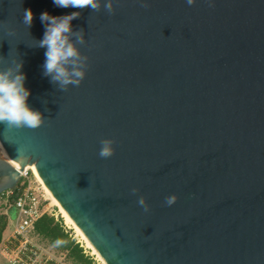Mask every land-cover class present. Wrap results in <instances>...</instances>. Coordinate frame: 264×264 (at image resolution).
<instances>
[{"label": "water", "instance_id": "1", "mask_svg": "<svg viewBox=\"0 0 264 264\" xmlns=\"http://www.w3.org/2000/svg\"><path fill=\"white\" fill-rule=\"evenodd\" d=\"M143 2L0 0V68L23 62L46 118L0 124V198L36 164L105 264H264V0ZM43 12H80L89 67L67 91L43 75Z\"/></svg>", "mask_w": 264, "mask_h": 264}, {"label": "clouds", "instance_id": "2", "mask_svg": "<svg viewBox=\"0 0 264 264\" xmlns=\"http://www.w3.org/2000/svg\"><path fill=\"white\" fill-rule=\"evenodd\" d=\"M194 2L195 0H187L189 5ZM53 3L60 8H90L93 12H99L103 6L107 13L114 12L113 0H53ZM141 6L148 7L143 0ZM79 16L80 12L63 16H52L48 12H43L40 15L45 32L43 38L37 41V47L46 48L43 75L50 77V82L57 85L60 91H67L69 86H79L89 67V57L83 55L78 47L86 43L84 30L73 31L71 24V21ZM22 22L26 27H31L33 23L31 9L23 11ZM9 34H13L11 30ZM2 62L0 60V63ZM22 67L23 62L19 60L13 61L6 69L0 68V124L15 129H37L44 125L46 118L40 111L28 105L31 93L25 87L26 75L21 71ZM114 143L112 139H102L98 155L103 159L112 157L115 154ZM138 191L137 188L131 189L133 194ZM177 199L176 195H171L165 198V202L171 206ZM138 204L143 207L144 212L150 211L145 197L140 196Z\"/></svg>", "mask_w": 264, "mask_h": 264}, {"label": "built area", "instance_id": "3", "mask_svg": "<svg viewBox=\"0 0 264 264\" xmlns=\"http://www.w3.org/2000/svg\"><path fill=\"white\" fill-rule=\"evenodd\" d=\"M15 190L18 192L13 207L15 214L10 215V195ZM2 199L0 213H8L10 226L14 223L11 231L3 235L0 243L1 254L9 264H73L68 260L66 251H58L53 246L46 245L36 231V222L43 215H58L54 213L52 199L44 182L37 178L30 166L22 172L17 187L4 193L0 200ZM64 227L84 247L79 235L74 234V229L68 224ZM85 252L88 254L86 248Z\"/></svg>", "mask_w": 264, "mask_h": 264}, {"label": "trees", "instance_id": "4", "mask_svg": "<svg viewBox=\"0 0 264 264\" xmlns=\"http://www.w3.org/2000/svg\"><path fill=\"white\" fill-rule=\"evenodd\" d=\"M17 190L10 195V210H13L17 199ZM6 194V193H5ZM8 215H0V243L7 227ZM36 231L42 242L53 246L58 251H66L68 260L73 264H98L92 255L85 252V248L65 230L62 219L54 215L45 214L36 222Z\"/></svg>", "mask_w": 264, "mask_h": 264}, {"label": "rangeland", "instance_id": "5", "mask_svg": "<svg viewBox=\"0 0 264 264\" xmlns=\"http://www.w3.org/2000/svg\"><path fill=\"white\" fill-rule=\"evenodd\" d=\"M6 198V195H4V199ZM52 199V198H51ZM1 201H3V199L2 200H0V205H1ZM51 203H52V205H53V208H54V213L55 214H57L58 216H55L57 219H62L63 220V225H66V224H68V225H70L74 230H73V232H74V234L75 233H77V231H76V229L74 228V226L73 225H71V224H69V223H67V221H66V218L64 217V215H63V213L61 212V210H60V207L58 206V205H56L55 203H54V201L52 200L51 201ZM1 207V206H0ZM8 211V210H7ZM8 213H10V215L13 213V211H12V213H11V210H10V208H9V211H8ZM8 213H7V215H8ZM0 215H2V213H0ZM8 222H10V219H9V215H8ZM7 222V227H6V229H5V231H4V234H8L10 231H11V229H12V227H13V224L14 223H11V226H10V224ZM3 234V235H4ZM78 234V233H77ZM79 235V234H78ZM79 237L82 239V242H83V244H84V247L87 249V252H88V254L89 255H92L93 257H94V259L97 261V263L98 264H105L104 263V261L102 260V258L101 257H99V255L98 254H96V253H94V251H93V249L92 248H90V247H88L87 246V243L85 242V240L81 237V235H79ZM0 264H9V263H7V261L6 260H4L2 257H0Z\"/></svg>", "mask_w": 264, "mask_h": 264}, {"label": "bare ground", "instance_id": "6", "mask_svg": "<svg viewBox=\"0 0 264 264\" xmlns=\"http://www.w3.org/2000/svg\"><path fill=\"white\" fill-rule=\"evenodd\" d=\"M0 151H1V154H3L5 158H8V155H7L6 151L3 149V147L1 146V144H0ZM30 167H31V169H33V171L36 174L37 178L43 182V179H42V177H41V175L39 173V170H38L36 164L30 165ZM46 188H47V191L49 192L52 200L54 201V203L60 207V210L63 213L64 217L66 218L67 223L73 225L74 228L76 229L77 233L79 235H81V237L85 240V242L87 243V246L90 247V248H92L93 251H94V253H96V254L99 255V253L97 252V250L94 248V246L92 245V243L88 240V238L83 233V231L80 229V227L78 225H76V223L73 221V219L69 216V214L60 205V203L58 202V200L53 196V194L51 193L50 189L47 186H46ZM99 257H101V256L99 255Z\"/></svg>", "mask_w": 264, "mask_h": 264}, {"label": "crops", "instance_id": "7", "mask_svg": "<svg viewBox=\"0 0 264 264\" xmlns=\"http://www.w3.org/2000/svg\"><path fill=\"white\" fill-rule=\"evenodd\" d=\"M12 211H13V213H12ZM12 211H11V213H12V215H14V214H15V210L13 209ZM8 223H9V222H8ZM0 257H2L4 260H6V259L3 257V255L1 254V251H0ZM6 261H7V260H6ZM7 263H8V262H7Z\"/></svg>", "mask_w": 264, "mask_h": 264}]
</instances>
